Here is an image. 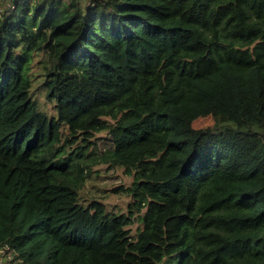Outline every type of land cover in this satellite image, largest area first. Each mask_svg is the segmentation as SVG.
I'll use <instances>...</instances> for the list:
<instances>
[{
	"label": "trees",
	"instance_id": "1",
	"mask_svg": "<svg viewBox=\"0 0 264 264\" xmlns=\"http://www.w3.org/2000/svg\"><path fill=\"white\" fill-rule=\"evenodd\" d=\"M92 164L133 178L116 189L127 213L82 203ZM0 250L264 264V0H16L0 17Z\"/></svg>",
	"mask_w": 264,
	"mask_h": 264
},
{
	"label": "rangeland",
	"instance_id": "2",
	"mask_svg": "<svg viewBox=\"0 0 264 264\" xmlns=\"http://www.w3.org/2000/svg\"><path fill=\"white\" fill-rule=\"evenodd\" d=\"M5 0H0V7H4ZM34 96L38 100L39 105L50 117L54 116L56 111L54 103L47 99V91L37 82L34 86ZM214 125V119L211 116L201 117L194 122L195 128H205ZM109 136L105 133H97L91 141L95 142L92 147L100 154L103 150L109 148ZM92 173L90 174L85 187L80 192L81 201L84 204L92 200L102 202L107 211L127 213L128 204L131 198L125 193L116 191L119 187H129L133 178L127 175L123 168L111 167L108 164H92ZM140 226L135 222L131 227L133 233ZM12 255L6 250H0V264H10ZM164 264H169V260Z\"/></svg>",
	"mask_w": 264,
	"mask_h": 264
},
{
	"label": "built area",
	"instance_id": "3",
	"mask_svg": "<svg viewBox=\"0 0 264 264\" xmlns=\"http://www.w3.org/2000/svg\"><path fill=\"white\" fill-rule=\"evenodd\" d=\"M15 1L16 0H5L4 7H0V17H2L3 15H7L10 12V10L14 8ZM78 1L86 5H89L92 0H78Z\"/></svg>",
	"mask_w": 264,
	"mask_h": 264
}]
</instances>
